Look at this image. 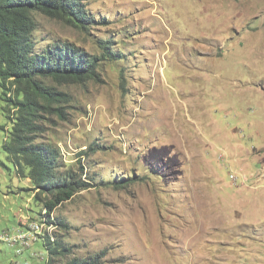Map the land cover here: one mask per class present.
<instances>
[{"label": "rangeland", "instance_id": "1", "mask_svg": "<svg viewBox=\"0 0 264 264\" xmlns=\"http://www.w3.org/2000/svg\"><path fill=\"white\" fill-rule=\"evenodd\" d=\"M83 2L89 25L37 15L36 37L99 57L45 79L64 114L44 137L92 186L47 215L6 158L0 88V264H46L47 235L99 264H264V0Z\"/></svg>", "mask_w": 264, "mask_h": 264}, {"label": "trees", "instance_id": "2", "mask_svg": "<svg viewBox=\"0 0 264 264\" xmlns=\"http://www.w3.org/2000/svg\"><path fill=\"white\" fill-rule=\"evenodd\" d=\"M83 0H0V88L10 129L3 149L19 178L33 184L47 215L80 190L92 186L87 171L66 167L62 152L45 137L47 124L64 114L60 92L45 82L83 81L95 76L99 57L67 41L38 45L37 15L86 27L93 21ZM105 52L113 54L109 47ZM93 152L94 149L90 147ZM81 155L87 156V150ZM50 223L66 227L59 217ZM46 264H99V255L79 256L60 237L42 239Z\"/></svg>", "mask_w": 264, "mask_h": 264}, {"label": "bare ground", "instance_id": "3", "mask_svg": "<svg viewBox=\"0 0 264 264\" xmlns=\"http://www.w3.org/2000/svg\"><path fill=\"white\" fill-rule=\"evenodd\" d=\"M43 226V225H42ZM39 227H40V225H39ZM39 227L37 226V230L39 229Z\"/></svg>", "mask_w": 264, "mask_h": 264}, {"label": "built area", "instance_id": "4", "mask_svg": "<svg viewBox=\"0 0 264 264\" xmlns=\"http://www.w3.org/2000/svg\"><path fill=\"white\" fill-rule=\"evenodd\" d=\"M36 226V225H35ZM37 229V226L35 227Z\"/></svg>", "mask_w": 264, "mask_h": 264}, {"label": "crops", "instance_id": "5", "mask_svg": "<svg viewBox=\"0 0 264 264\" xmlns=\"http://www.w3.org/2000/svg\"><path fill=\"white\" fill-rule=\"evenodd\" d=\"M260 180H262V179H260Z\"/></svg>", "mask_w": 264, "mask_h": 264}]
</instances>
